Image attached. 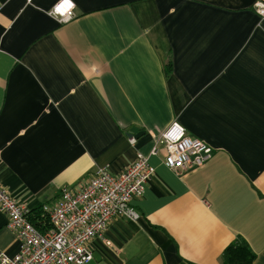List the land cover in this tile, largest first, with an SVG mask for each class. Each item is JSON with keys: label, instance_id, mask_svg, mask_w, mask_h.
I'll list each match as a JSON object with an SVG mask.
<instances>
[{"label": "crops", "instance_id": "1", "mask_svg": "<svg viewBox=\"0 0 264 264\" xmlns=\"http://www.w3.org/2000/svg\"><path fill=\"white\" fill-rule=\"evenodd\" d=\"M0 0V184L27 209L96 169L153 174L87 264H220L242 238L264 264V17L257 0ZM264 1V0H263ZM173 121L212 147L177 177L151 155ZM131 128L142 135L127 141ZM0 211V252L19 243Z\"/></svg>", "mask_w": 264, "mask_h": 264}, {"label": "built area", "instance_id": "2", "mask_svg": "<svg viewBox=\"0 0 264 264\" xmlns=\"http://www.w3.org/2000/svg\"><path fill=\"white\" fill-rule=\"evenodd\" d=\"M31 2V0H26ZM64 8V0L55 3L50 16L62 24L75 17L73 3ZM60 11H57V9ZM257 15L264 17V1L254 5ZM157 138L149 153L156 155L158 145L164 149L163 165L180 177L199 168L212 156V147L187 133L173 121ZM134 145V136L128 137ZM153 174L147 157L136 153L135 160L119 174L100 167L73 186L61 188L58 201L41 207L50 228L40 233L27 219L29 209L10 197L0 184V211L7 217L6 229L15 236L19 250L13 256L0 252V264H87L92 260L90 241L101 237L112 217L136 221L138 212L132 200L139 198Z\"/></svg>", "mask_w": 264, "mask_h": 264}, {"label": "trees", "instance_id": "3", "mask_svg": "<svg viewBox=\"0 0 264 264\" xmlns=\"http://www.w3.org/2000/svg\"><path fill=\"white\" fill-rule=\"evenodd\" d=\"M47 203H42L29 209L28 221L40 232L45 233L50 228L47 216L41 207ZM220 264H254L255 254L242 238H236L222 251Z\"/></svg>", "mask_w": 264, "mask_h": 264}, {"label": "water", "instance_id": "4", "mask_svg": "<svg viewBox=\"0 0 264 264\" xmlns=\"http://www.w3.org/2000/svg\"><path fill=\"white\" fill-rule=\"evenodd\" d=\"M142 133L143 132L139 131L138 128H131L130 132L128 133V137H130V136L138 137V136L142 135Z\"/></svg>", "mask_w": 264, "mask_h": 264}, {"label": "snow or ice", "instance_id": "5", "mask_svg": "<svg viewBox=\"0 0 264 264\" xmlns=\"http://www.w3.org/2000/svg\"><path fill=\"white\" fill-rule=\"evenodd\" d=\"M70 6L71 5H70L69 0H64V5H62V7L67 8V7H70ZM57 11H60V9L58 8Z\"/></svg>", "mask_w": 264, "mask_h": 264}]
</instances>
